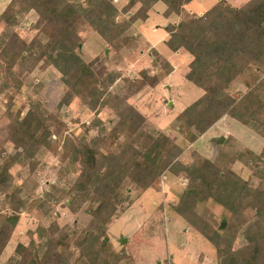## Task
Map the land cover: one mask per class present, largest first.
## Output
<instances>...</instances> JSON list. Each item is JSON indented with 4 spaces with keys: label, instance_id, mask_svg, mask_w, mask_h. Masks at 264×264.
<instances>
[{
    "label": "trees",
    "instance_id": "16d2710c",
    "mask_svg": "<svg viewBox=\"0 0 264 264\" xmlns=\"http://www.w3.org/2000/svg\"><path fill=\"white\" fill-rule=\"evenodd\" d=\"M115 1L10 0L0 13V91H19L20 76L42 62L40 67L51 65L60 74L61 105L69 106L80 96L75 91L80 89L85 92L83 102L88 109L98 114L106 107L115 117L107 132L102 129L97 136L88 134L101 123L96 117V122L83 124V136L72 138L62 136L65 122L61 105L45 113L41 95L29 101L25 114L7 112L11 119L7 139L17 151L5 155L0 149V194L14 201L9 215L0 214V253L24 202L15 192H8L9 168L24 157L36 177L41 167L35 152L44 147L53 148L59 157L63 179L69 171L64 162L77 166L73 183L62 188L63 204L72 213L83 208L96 227H60L57 222L40 226V238L45 239L42 253L34 256L28 247L37 264H120L126 257L124 249L116 252L105 241L107 227L119 211L127 210L166 172L188 180L171 208L214 246L218 264H264V148L256 153L230 135L214 160L193 150L191 161L184 160L186 147L164 131L142 130L143 114L128 103L145 87L162 83L173 70L170 61L151 48L153 72L143 69L137 77L122 76L112 66L100 76L93 67L100 55L85 61L77 51L85 29L98 34L115 52L131 47V27L144 22L153 6L162 2L164 17H181L179 22L166 25V45L172 51L189 53L192 58L184 78L202 90L174 117L173 128L192 143L228 116L264 138V0H248L238 7L219 0L201 15L186 12L184 6L192 0H118L124 1L120 7ZM30 11L36 15L31 25L37 32L26 41L15 26L18 17ZM236 161L263 184L254 186L243 180L231 168ZM208 200L229 212L225 228L213 225L208 207L200 211ZM240 231L244 243L235 248Z\"/></svg>",
    "mask_w": 264,
    "mask_h": 264
},
{
    "label": "rangeland",
    "instance_id": "374dc122",
    "mask_svg": "<svg viewBox=\"0 0 264 264\" xmlns=\"http://www.w3.org/2000/svg\"><path fill=\"white\" fill-rule=\"evenodd\" d=\"M9 1L0 0V13ZM218 1L194 0L190 3L189 8L196 12L199 10L205 11L214 2ZM225 1L227 2V0ZM241 1L229 0V3L234 4ZM115 2L118 3L119 7L124 4V1L116 0ZM156 4L148 12V15L151 13L152 20H157L154 22H158L160 26L164 27L167 20L157 15L159 14L158 10L162 11L163 7L161 2ZM179 18L181 19V17ZM35 19L36 15L33 11H30L24 17H18L15 29L26 41H29L37 32L31 25ZM144 22H137L131 27L132 42L129 43L132 45L131 47L127 46L119 52H115L107 46L98 34L85 29L80 33L84 40L79 44L77 51L85 61H90L100 55V59L93 66L100 76L112 66L119 69L122 76L137 77L143 69L153 72L151 48L155 47H152L148 41L153 36L147 34L140 27ZM2 28L3 23H0V31ZM156 50H160L159 53L161 52L160 54L164 58L170 60L172 66L174 65V75L177 77L180 86L177 87L174 79L171 81L170 78L168 81L165 78L156 87H145L128 99V103L141 112L145 118L142 130L149 132L164 131L176 137L177 143L186 147L184 160L187 161H191L190 150L214 160L226 140L222 144L211 141L212 137L219 135H225L226 138L232 135L237 138L239 144L247 146L256 153L264 148V138L249 126L242 125L237 121L234 125V120L228 116H224L228 121H218V124H213L205 133L197 135L194 142L189 143L183 132H178L173 128L171 124L173 119L171 121L169 119L172 114L178 113L202 92L197 87L193 89V87L189 88L188 85L187 88V83L180 81V74L187 70V64L192 57L184 49H179L180 53H177L179 50H170L163 42L158 44ZM41 64L42 62L30 73L20 76L22 85L19 91L13 93V88L9 89L8 92L0 91V149L4 150L5 155H11L17 151L13 143L7 139V127L11 120L7 112L14 116L17 113L25 114L29 101L33 98H39V95H41L39 100L45 113L51 112L54 107H60L61 105L60 98L63 95V90L58 87L61 81L60 74L51 65L42 68L40 67ZM14 71L17 72V67H14ZM113 89H115V85ZM75 91L80 96L69 106L64 107L61 105L60 108L65 122L62 136L72 138L83 136L85 128L83 124L96 122V117L101 120L99 121L101 123H97L94 128L89 130L88 134L97 136V134H101L99 131L102 129L103 132H107L111 121L115 119L110 109L105 107L96 114L84 105L85 92L80 89ZM10 96L12 97L10 98ZM35 157L38 166L41 167L36 177L31 175L24 157L21 158L22 162H17L9 168L11 186L8 192H15L24 202L23 207L16 211L19 214L18 221L0 253V264H37L32 256H29L28 247L33 249L32 254L34 256L35 253L38 255L42 253L45 239L40 238V226H48L52 222H57L60 227L72 226L88 230L96 227L91 215L85 213L83 208L76 213H72L63 204L62 188H66L73 183L76 178L77 166L69 163L68 160L64 162L63 164L69 171L67 177L63 179L59 173L62 163H60V159L53 148L41 147L35 152ZM231 168L251 185L263 184L262 180L241 162L236 161L231 165ZM187 183L188 180L184 176L177 177L166 172L152 187L145 190L127 210L124 212L119 211L118 218L113 220L107 227L105 241L110 242L116 252H121L124 249L126 257L122 259L120 264H176L175 261H177V264H218L214 246L194 231L171 208L179 199ZM33 189L35 190L32 193ZM12 202L14 201L11 197L6 198L0 194L1 215H9L13 211L11 208ZM203 206L208 207L209 213L212 215L210 220L215 227L220 228L221 222H225L223 228L226 227L227 221H229L227 210L211 200H208L200 208L198 206L200 211L204 209ZM247 215L250 216V212ZM174 216L178 219L172 220L175 219ZM168 235H173L172 244L170 241L167 242ZM123 237H126L125 242L121 241ZM194 239L198 243L193 244ZM243 243L244 238L242 231H240L234 242V247L236 248Z\"/></svg>",
    "mask_w": 264,
    "mask_h": 264
},
{
    "label": "crops",
    "instance_id": "0c3cea01",
    "mask_svg": "<svg viewBox=\"0 0 264 264\" xmlns=\"http://www.w3.org/2000/svg\"><path fill=\"white\" fill-rule=\"evenodd\" d=\"M192 1H194V0H192ZM192 1H190L188 4H186L185 6H184V8H185V10H186V12H189V13H193V14H195V15H201V14H203L205 11H207L209 8H211L213 5H215L217 2H214L208 9H206L205 11H202V10H199L198 12H196V11H194L193 9H191V8H189V6H190V3L192 2ZM246 1H248V0H242L241 2H238V3H234V4H232V3H229V0H227V2L229 3V4H231V5H233V6H240L242 3H244V2H246ZM156 5H158V4H156ZM161 5H162V7H163V10H164V4L161 2ZM163 10L162 11H160V10H158L159 11V14H157L158 15V17H161L162 19H164V20H167V22H166V24H165V26L168 24V23H177V22H179V20H180V16L179 15H177V14H170L168 17H164L163 15H162V12H163ZM154 21H157V20H152V17H151V13L149 14V16H148V18L145 20V22L144 23H142L141 24V28L142 29H144L145 31H146V33L147 34H149V35H151V36H153L152 38H150L151 40H148L150 43H151V46L152 47H155L156 49H158V44H160V43H162L163 42V44L165 45V46H167L166 45V41L168 40V38L167 37H169V34H168V32L166 31V29H164V27H162V26H160V24H158V22H154ZM152 24H153V26H152ZM162 32V33H161ZM168 47V46H167ZM160 51V50H159ZM158 51V52H159ZM180 53V50L179 51H177V53ZM161 53V52H160ZM188 57L190 58V56L188 55ZM191 60V59H190ZM189 60V61H190ZM170 61V60H169ZM189 63V62H188ZM188 65V64H187ZM174 66V65H173ZM187 70H185L182 74H180V76H181V80L180 81H184V83H187L186 84V86H187V88H188V85H189V88L190 87H193V89H194V87H196V86H194V85H192L190 82H188L187 80H185V78H184V73L186 72ZM175 74V69L168 75V77H166V80L168 79V81H169V79L171 78V81H172V79H174L175 80V83H176V85H177V87H179L180 85H179V82L177 81L178 79H177V77L174 75ZM173 75V76H172ZM202 93V92H201ZM200 95V94H199ZM198 95V96H199ZM198 96H196L195 97V99L198 97ZM194 99V100H195ZM192 102V101H191ZM190 102V103H191ZM173 103H174V101H173ZM189 104V103H188ZM186 106V105H185ZM184 106V107H185ZM183 107V108H184ZM181 111V110H180ZM179 111V112H180ZM178 112V113H179ZM178 113H174V114H172L170 117V121H171V119H174V117L178 114ZM221 120H224V122L225 121H228V120H226L224 117H222L219 121H221ZM233 123H234V125H236L235 123H236V121H233ZM215 124H218V121L215 123ZM214 124V125H215ZM174 218L175 219H172V220H177L178 218L176 217V216H174ZM180 219V218H179ZM114 224V223H113ZM112 224V225H113ZM171 234H172V230H171ZM173 235L172 236H170V235H168V238H167V242L168 241H170V243L172 244L173 243ZM195 240V239H194ZM195 243H198L196 240L193 242V244H195ZM182 252H183V250H182ZM184 253V252H183ZM186 253V252H185ZM156 263H157V261H156ZM175 263L177 264V261H175Z\"/></svg>",
    "mask_w": 264,
    "mask_h": 264
},
{
    "label": "water",
    "instance_id": "95a60500",
    "mask_svg": "<svg viewBox=\"0 0 264 264\" xmlns=\"http://www.w3.org/2000/svg\"><path fill=\"white\" fill-rule=\"evenodd\" d=\"M226 139L225 135H219V136H214L211 138V141H214L216 144H222L224 140ZM225 225V222H221L220 228H223ZM126 237H123L121 239L122 242H125Z\"/></svg>",
    "mask_w": 264,
    "mask_h": 264
}]
</instances>
